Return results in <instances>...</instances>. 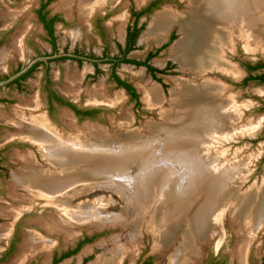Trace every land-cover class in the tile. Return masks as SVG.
<instances>
[{"label": "rangeland", "instance_id": "374dc122", "mask_svg": "<svg viewBox=\"0 0 264 264\" xmlns=\"http://www.w3.org/2000/svg\"><path fill=\"white\" fill-rule=\"evenodd\" d=\"M75 1V9L72 7L71 11L65 8L62 0H53L50 7L52 10H57L62 14H64L63 10L66 12L68 11V15L73 13V11H76L80 17V13L76 8L79 0ZM141 1L143 0H105L94 10L92 9L90 12L88 11L89 13H86V16H81L82 18L80 17L81 19H85L90 15L85 20L87 21L86 23L85 21L81 22L78 15L75 14L68 24H57V26L61 28L58 31L59 46L62 47L67 43L70 51L77 48L84 52L99 55L102 52V43L104 42L108 43L110 52L114 53L116 49L113 40L115 37L118 39L120 38L118 29L122 28L125 21L127 7L132 4L137 8L141 5ZM37 2L38 0H0V36H2V33L5 34V42L0 44V76L8 72L18 61L25 62L37 51L49 49L45 42L40 40V37L37 34V28L39 25L36 23L33 15ZM106 3L111 5L108 6ZM114 3L115 5H113ZM100 7L102 8L100 9ZM191 8L192 7H190L186 0L164 2L157 10L153 11L146 20L144 33L147 31V26H149L152 21L155 12L161 13L164 10H172L182 14L185 13V16L190 18L193 16V8ZM260 10H263V8L260 9L259 7L258 10L257 7L254 8L255 13L260 12ZM256 14L258 15V13ZM100 17L101 26L104 28L103 40L100 36V30L96 29L95 25L97 19ZM177 21L178 19L173 23V26L171 27L172 29L169 27L170 32L175 31L176 41L182 36L180 25L178 26L175 24L178 23ZM27 37H34V43H28ZM35 37L39 38L37 39ZM235 39L233 47L231 50L227 51L225 57L235 65L237 73L229 74L216 68L209 70L207 76L216 82L224 84L229 91L228 93L234 96V102L237 106H240V111L242 112V117L240 116L239 123H247L251 121L253 123L257 121V123L256 125H251L249 128H246V130L244 129L241 132L233 134L231 137L229 136V138L223 140L221 144L218 142V147L216 145L217 142H213L211 145L206 144V150H209L206 152L208 157L212 159L208 164V168L217 172H220L221 168L225 167L224 164L226 165L229 161V164L234 165L239 158L245 160V163H242L241 165V167L244 166L243 169H245L243 177L240 178L241 181H239V179L232 180L233 185L236 186V189H234L236 194L239 193V197H237L239 199L243 195L241 193H245L243 197L248 196L253 189L262 188L264 182V110H262L264 104V85H242L240 83L242 78L240 70H243L240 65V60H264V49H252L242 40ZM175 40H173L165 49H162L151 61L156 68H163L168 60L172 63L169 67V71L158 75L162 82L153 79L142 66L119 64L116 67V73L121 78L130 81L136 86L138 95L141 98L139 105L135 104L134 101L126 95L122 88H117L115 86L110 78L111 65L109 63H99L98 67L100 70L95 78L88 76L94 69L92 64L88 62L83 61L79 64L74 60H63L60 62H52L50 64L49 77L51 78L52 88L61 91L66 82V77L69 76L67 78L68 81L74 77L77 82V91L74 93L70 91L71 94H69V98L73 102L82 106H88L92 103L106 104L103 106V112H101L100 116L90 119L89 123H93L94 125H84V123L87 122L86 119H75L74 122L73 118L67 113V111L63 113L61 110H56L50 114L47 112L44 91L42 89L43 81L41 65L26 80V91L17 92L13 88H0V100H5L0 101V160L2 165V170L0 171V264H30L33 260L36 261L37 264H42V262H44L43 257H40V250L38 252H32L35 255L30 257L31 260L29 258L27 261H23L26 254L22 255L20 248L23 244L25 234L27 236L31 234L32 237L40 236L45 239V244L50 243V245H52V243H54L51 248L52 250L71 246L76 239L83 235H93V240L84 244L74 256L77 258L85 249L87 252L91 250L88 253L89 255L87 254L89 256L87 264H90L95 262L93 260H96L102 254L107 255L110 251H113L116 246L115 243L124 246L126 244L128 245V243L131 244L128 242V235L132 232L129 231L131 228L130 225L133 227L132 224L137 223L141 225L137 244H134L135 247H132V249H128L116 264H137V262L141 263L146 257H150L151 259L149 264H169L170 255L180 243L183 242V233L189 229V222L187 220L190 207H187L186 213L183 215L179 226L175 228V232L168 233L165 236V240L162 242L163 245H159L155 236H153L150 230L146 229V220L149 219V215L145 213L144 217L139 218L138 216V213L145 212V210L143 209L139 212V202L135 201H138L137 197L146 193L144 188L141 189V185L147 181V178L145 177L147 176L146 172H148V170L146 172L145 170L144 172H139V165H137L139 163L137 160H133L130 162L131 164H126L125 172L114 169L110 172L100 173V175L96 176H94L95 174H91L92 178L91 176L86 177V180L71 179L72 182L69 185L68 194L66 193V195H64L67 196L65 206L69 205L71 210L82 211L81 213L82 216L85 217V221L82 220L83 223H73L74 221L71 218V220L69 218L68 220L66 219L67 217L63 216L62 212H59L62 210L58 207L57 209L55 208L56 211L55 209H52L53 213L51 212L57 223L59 221L58 227L57 225L56 227L54 225L52 232L49 231V234H55L60 228H62L63 221L59 219L61 216L64 220L69 221V225L65 226V229H68L67 238H64L62 235L57 236V234L52 237L45 236L44 232L39 229L41 225H39L38 221L40 218H46V216L49 217L48 211L51 210L49 207L50 205L46 203L43 198H36V196H34L31 197V199L26 198L23 200L18 193L15 194L12 185V175L14 172L20 170L21 164L24 163L17 157V153L19 152L33 151L37 157L38 165L41 164L43 168L46 167L45 163H42L41 159L37 156L38 152L35 147L18 135L21 128H19L18 124L14 121L19 118L16 113L28 114V116L30 114L45 115L57 128L69 131L68 128L71 126V129L73 127L72 132L80 133L82 136L85 135V139L89 140V144H91V142L93 143L91 148H99L101 151L106 149V152L110 154H115L113 150L108 149L111 146L121 147L122 151H124L125 148L129 147V144L132 145L136 142L138 143L140 140L148 141L150 144L152 143L153 147L151 151H156L151 153L159 152L161 156V159L158 163L156 162V165L161 166V168L163 167L164 172L170 174V177L163 178L162 186L158 187L161 189L157 192L158 194H155L153 189L150 191L154 193L147 192L148 194H146L152 196L155 194L156 197L158 195V199H161V191L167 190L169 196L174 195L177 198L182 197L183 195H179V192L183 191L182 188H184V186H191V184H187L192 178L191 176L187 177L188 175L184 173L183 167L181 166L182 163L168 159L164 160L161 154V144L163 141L169 140L165 134L164 127L171 126V128H173L175 126L171 120L169 121L162 115L161 110L166 107L165 111L169 110V113L173 114L176 112V109L172 107L170 103L175 79L181 78L184 80H194L197 76L194 70H182L180 63L170 55L169 49H171ZM154 41H141L139 39L136 48L129 53L128 56L134 59H142L147 50L155 48L156 41ZM59 72H61L60 79L58 78ZM75 72H78L77 74L80 75V88L78 86L79 77L78 75H75ZM145 83H149V85L156 84L161 90L164 100L162 101V106L160 108L155 105H148L143 101V93L140 85ZM69 84H71L70 81ZM69 84L66 85V88ZM96 86H101L105 95L109 99H115V95L118 93L120 98L115 99L113 102L111 101L112 103H102L98 100V102L96 100L93 101L89 94ZM85 87L90 89L82 91ZM95 124L101 127H97ZM82 125L84 126L82 127ZM118 126H121L123 129L127 126L129 132L126 131L125 133H119V135H113L112 133L115 129H118ZM102 127L106 128L108 130L107 132L111 135L107 134L105 130H102ZM255 128L257 130L254 135H251L249 131ZM211 151H213V154ZM215 151L218 152L215 153ZM221 151L223 154H220ZM148 154L149 153L147 152V155ZM155 158H158L157 155ZM189 166L191 167L190 164ZM159 179L161 182L162 178L159 177ZM122 180L125 183L121 182ZM194 181L195 179L193 182ZM126 182L128 188H124ZM160 182L157 183L159 186ZM117 184H122V187ZM198 184L201 185L200 187H204V184ZM230 189H232V187ZM135 190L136 193L134 192ZM201 192L205 193L204 191ZM203 193H200L201 195L199 194L198 198L196 197L197 199L195 202L192 203V210L200 207L199 205L202 203V199L205 200L206 194ZM236 194L231 196H236ZM223 195L224 199L221 203L224 205H219L220 207L217 208L210 217L211 221L207 229L210 230V233L212 232V235H210V238L208 237V241H197L199 238L192 235V244H197V249L195 250L196 256L193 257L195 260H192L191 264H241L236 248L242 243L248 245L246 248L247 252H245V264H264V224L259 226L257 221L253 223L256 218V213L252 214V212H255L254 209L251 210L250 214H247V217L244 216L243 218L241 217L243 216L241 214L245 208L238 206L237 217L236 215H233V212H230L231 209L227 210L225 208L226 204L231 199V196ZM188 196H190V194ZM238 199H235L233 203L235 204ZM184 200H182V202H184ZM246 205L247 207L250 206V204ZM84 213L88 215H84ZM89 214H91L90 219ZM231 217L240 219L237 221L239 222V225L236 224V228L239 227L240 230L246 231V233L242 231L239 232V235L231 228L232 226L229 222ZM248 219L253 221L249 222ZM217 223L218 228L217 230H214L216 227L215 224ZM256 224L258 226H256ZM244 228H246V230H244ZM220 233L222 235L221 237L219 235ZM13 243L16 246L14 245L12 250L7 251L9 246ZM190 252L191 251H188V253ZM4 254L6 257L1 261V258L3 257L2 255ZM186 258L188 259V257ZM187 259H185L186 263L189 261Z\"/></svg>", "mask_w": 264, "mask_h": 264}, {"label": "bare ground", "instance_id": "6f19581e", "mask_svg": "<svg viewBox=\"0 0 264 264\" xmlns=\"http://www.w3.org/2000/svg\"><path fill=\"white\" fill-rule=\"evenodd\" d=\"M104 1L105 0H79L76 8L80 13V17L86 16V13H89L92 9L94 10ZM186 1L190 7L193 8L192 17L189 16L190 18H187L185 13H176L172 10H164L161 13L156 12L147 31L142 35V38L145 40L154 39L156 42H160L163 40L169 27L178 19L177 22L180 25L182 36L171 46L170 55L180 63L182 70H194L197 78L194 80H184L181 78L174 80L170 103L171 106L176 109V112H174V114L169 113L170 111H165L166 107H163L164 109L161 108V113L166 119L169 121L171 120L175 126L173 128H171V126L164 127L165 134L169 140H165L161 144V154L164 160L168 159L182 163L181 166L183 167L184 173L188 175L187 177L191 176L192 178L187 184H191V186H184V188H182L183 191L179 192V195H183L182 197L177 198L174 195L169 196L167 190L161 191V199H158V195L156 197L155 194L161 190L158 187L162 186V181L170 177V174L164 172L163 167L161 168V166L156 165V162H159L161 156L159 152L151 153L156 150L151 151L153 145L148 141L140 140L138 143L129 144V147L125 148L124 151H122L121 147L111 146L108 149L113 150L115 154H110L106 152V149L101 151L99 148H91L93 143L90 141L91 144H89V140L85 139V135L82 136L80 133L72 132L73 127L71 129V126L68 128L69 131L66 129V131H64L54 126L45 115L30 114L28 116V114L16 113L19 118L14 121L18 124L19 128H21L18 135L35 147L38 152L37 156L41 159L42 163H45L47 168H43L41 164L38 165L37 157L33 151L17 153V157L24 163L21 164L20 170L14 172L12 175L13 191L15 194L18 193L23 200L26 198L31 199V197L36 196V198H43L44 201L50 205L49 207L51 210L49 209L50 211H48L49 217L40 218L38 221L39 225L46 228L48 231L52 232L54 225L58 227L59 221L57 223L52 215V209H57L58 207L62 210L59 212H62L63 216L67 217L66 219L71 218L74 221H72L73 223H79L82 222V220L85 221V217H83L81 213L82 211L71 210L69 205L65 206L67 196L64 195L68 192L72 178L86 180V177L91 176L92 178L94 174V176H96L114 169L125 172V165H128V163L133 160H137L139 163L137 164L139 165V172H144V170L146 172L148 170V172H146L147 176L145 177L147 181L141 185V189L144 188L146 193L155 192V196L145 193L137 197L138 201L135 202H139V212L140 210H145V212L138 213V216L139 218L144 217L145 213L149 215V219L146 220V229L150 230L153 236H155L159 245L162 244L168 233L175 232V228L179 226L183 215L186 213L187 207H190V210L188 209L189 217L187 220L189 222V229L183 233V242L180 243L170 255L169 264H191V261L195 260L193 257L196 256L195 250L197 249V244H192V235L199 238L197 241H207L208 236L212 234V232L210 233V230L207 229L211 221L210 217L214 211L220 207L219 205L222 204L221 202L224 199L223 194L227 196L236 194L234 190L236 186L233 185L232 180L239 179V181H241L240 178L243 177L245 171V169H243L244 166L241 167V165L245 163V160L239 158L234 165L229 164L230 161L228 160L229 162L226 163V165L224 164L225 167L221 168L219 166L221 168L220 172L211 170L208 168V164L212 159L207 155L209 150H206V144L211 145V143L217 142L216 145L218 147V142L221 144L223 140L229 138V136L231 137L237 132H241L244 129L246 130V128H249L251 125H256L257 121H255V123L252 121L239 123L242 112L240 111V106L235 104V100L233 99L234 96L228 93L229 91L224 84L210 79L207 74L209 70L216 68L229 74L237 73L235 65L225 57L227 51L231 50L233 47L236 40L235 38L242 40L252 49H264V1ZM62 3L67 10L71 11L72 7L75 9V0H62ZM255 7H257V10L259 7L260 9L263 8V10L256 12L258 13L257 15L254 12ZM69 81L71 84L67 86L68 91L72 93L76 92V79L73 77ZM140 88L143 93V101L146 104L155 105L159 108L162 106V101L164 99L161 90L156 84L149 85V83H145L140 85ZM118 94L115 95V99L120 98ZM89 96L93 101L98 100L102 103L115 101V99H109L105 95L101 86L94 87L90 91ZM84 125H89V123ZM84 125H82V127ZM128 130L129 128H127V126H125L124 129L118 126V129H115L112 134L119 135L121 132H129ZM105 132L109 134L107 131ZM147 152L149 153L148 155ZM211 152L213 154V151ZM217 152L218 151H215V153ZM220 154H223L222 151ZM156 155L158 158H155ZM158 176L162 178L161 182ZM122 179L125 180L124 178ZM194 179L195 181L193 182ZM123 180L121 182H123ZM159 182L160 186L157 184ZM198 183L204 184V187H200L201 185ZM119 185L122 187V184ZM125 185L124 188H128L127 182ZM231 187L232 189H230ZM152 189L154 192L150 191ZM134 192L136 193V190ZM188 193L190 196H188ZM200 193L206 194L205 200H200L202 202L199 205L200 207L192 210V203L195 202ZM249 194L248 196H242L243 198L240 197L241 199L237 198L239 197V193H237L236 196H231L225 208L227 210L231 209L230 212H233L232 214L237 217V207H244L245 209L241 214L243 218L244 216L247 217V214H250L251 210L254 209L255 212H252V214L256 213V218L254 221L248 219L249 222L253 221V223H255L257 221L259 226L263 225L264 182L262 188L253 189ZM235 199L238 200L234 204L233 201ZM182 200H184V202H182ZM246 204H250V206L247 207ZM85 214L86 213H84V215ZM90 215L91 214H89V216ZM236 217H231L229 222L231 223V228L240 235L239 232H242V230H240L239 227H237L239 229L236 228V224L239 225L237 221L240 219ZM61 218L60 220L62 221ZM90 218L91 216L89 219ZM64 221L66 225H69V221ZM132 225L134 228L130 225L131 228L129 231L132 232L128 235V242L131 244L128 243V245L126 244L124 246L115 243L116 246L113 251H110L107 255L102 254L92 264H116L128 249L135 247L138 242L141 225L139 223ZM258 225L256 224V226ZM215 226L214 230H217L218 223L215 224ZM219 235L220 237L222 236L221 233ZM45 243V239L40 236L32 237L30 234L26 238L27 250L25 252L32 253L40 250V253H47L49 245ZM247 247V244L244 245V243H242L236 248L241 264H245L244 259ZM188 251L191 252L188 253ZM185 254L188 259L185 257ZM185 259L189 261L186 263Z\"/></svg>", "mask_w": 264, "mask_h": 264}, {"label": "flooded vegetation", "instance_id": "af4514ba", "mask_svg": "<svg viewBox=\"0 0 264 264\" xmlns=\"http://www.w3.org/2000/svg\"><path fill=\"white\" fill-rule=\"evenodd\" d=\"M10 1H15V0H10ZM52 1L53 0H38L37 5L35 6L34 11H33L35 21L39 25V27L37 28L38 29L37 34L39 35L40 40L45 42V44L49 47V49H46L43 51H37L32 57H30L25 62L18 61L16 65H14L11 69H9L8 72L0 76V80H5L9 78L12 74L19 71L21 68L26 66L29 62H31L34 59H37L39 57H44V59L36 60L26 72H24L22 75H20L16 79L0 86V88H6V89L13 88L17 92L26 91L27 90L26 80L41 65L42 66V81H43L42 89L44 91V98L46 102L47 112L50 114L56 110L57 111L61 110L63 113L67 111L68 114L72 113L75 116L76 120L77 119L85 120V119L97 118L98 116H100L101 112H103V106L106 104H93L92 103V104H89L88 106H82V105H78L77 103L73 102L69 98V94L71 93L66 88V85L69 84V81L67 79L69 76L66 77V82L61 91L55 90L54 88H52L51 78L49 77L50 64L52 62H60L63 60H74L79 64H81L83 61L91 63L94 68L93 72H91V74L88 75L91 78H95L97 74L99 73V70H100L98 67L99 63H109L111 65V73H110L111 80L114 82L117 88H122V90L126 93V95H128L130 99L133 100L134 103L137 105H139V101L141 99L138 95V90L136 86L133 85L130 81L121 78L116 73V67L119 64H130V65L142 66L143 68H145V70L150 74V76L153 79L159 82H162V80L159 78L158 75L169 71V67L172 65V63L168 60L165 63L163 68H156L151 63V61L154 57H156L159 54V52L162 49H165L173 40H175V31L170 32L169 30L173 25L168 29L169 33L168 31L166 32L163 40H161L160 42H156L154 49L147 50V52L145 53L142 59L130 58L128 55L136 48V44L139 39L141 41L142 40L149 41V42L154 41V40H144L142 38V35L146 28L145 22L148 19V17L151 15V13L157 10L161 6V4H163L166 1H172V0H149L146 4L140 5L137 8L134 7L132 4H130L127 7V11L125 13V21L122 25V28L118 29L120 33V38L118 39L115 37L113 40L116 51L114 53H111L108 43H104L102 41L103 42L102 52L99 55L94 54V53L84 52V51L78 50L77 48L72 49V51H70L67 43H65V45H63L62 47L59 46L58 31L61 28L57 26V24H60V23L68 24V22L74 17V15L75 14L78 15V13L76 11H73L72 15L71 14L68 15L67 12L63 9L62 10L64 11L63 12L64 14H62L61 12L57 10L54 11L50 7ZM106 5L110 6L111 4L106 3ZM113 5H115V3ZM101 8L102 7H100V9ZM176 13H180V12H176ZM78 18L81 20V22L87 19V18L81 19L79 15H78ZM86 22L87 21H85V23ZM175 24L179 26L178 23H175ZM95 25H96V29L100 30V36L103 40L104 28L101 26V17L97 19ZM1 35L2 36H0V44L5 42V34L2 33ZM39 37H35V38L38 39ZM33 38L34 37L32 38L27 37L28 43H34ZM240 65L242 66V69H243V70H240V75H242L240 83L242 85H246V84L264 85V82L258 81L256 79V76L264 73V60H254V61L240 60ZM258 65L260 67H257ZM251 67H254V68L250 70L249 68ZM150 68H153V69H150ZM77 73L78 72H75L76 76L78 75ZM78 77H79V81H78V86H79L80 75H78ZM58 78L59 79L61 78V72H59ZM118 80L124 81L125 83L130 85L134 89V92L137 94V98L135 99L133 97V94L129 90H127L126 87L120 85L118 83ZM88 89L90 88L85 87L84 89H82V91H85V90L87 91ZM0 101H5V100L1 99ZM262 110H264V104L262 106ZM1 167L2 165H1V160H0V171L2 170ZM61 219L63 221V225L61 226L62 228H60L55 234H57V236L62 235L64 236V238H67L68 229L67 228L65 229V226H66L65 221L63 218ZM39 229L42 232H44L45 236H51V237L55 236V234L53 233L49 234L48 233L49 231L42 226ZM244 230H246V228H244ZM244 233H246V231H244ZM208 237L210 238V236ZM26 238H27V235L25 234L23 244L21 245V248H20L21 254L22 255L26 254L23 258L24 259L23 261H27V259L35 255L30 252L29 253L25 252V250H27L26 249ZM93 238H94L93 235H83L79 237L78 239H76L74 244H72L71 246H67L65 248H61L58 250H55V249L52 250L51 248L54 243H52V245H50L49 243L47 253L45 254L40 253L41 254L40 257L41 258L43 257L44 259V262H42V264H87V261L89 260L88 253L91 250L87 252L85 249L84 252H82L77 258L74 256L84 244L92 241ZM209 238H207V241ZM14 245H15L14 243L11 244L7 251L12 250ZM83 254H86V255H83ZM2 256L3 257L1 258V261L5 259L6 255L4 254ZM150 260H151L150 257H146L141 263L137 262V264H149ZM30 264H37V262L33 260L30 262Z\"/></svg>", "mask_w": 264, "mask_h": 264}, {"label": "water", "instance_id": "95a60500", "mask_svg": "<svg viewBox=\"0 0 264 264\" xmlns=\"http://www.w3.org/2000/svg\"><path fill=\"white\" fill-rule=\"evenodd\" d=\"M148 2V0H143V1H141V5H144V4H146ZM38 59H44V57H39V58H37V59H34V60H32L31 62H29L26 66H24L23 68H21L19 71H17L16 73H14V74H12L9 78H7V79H5V80H0V86H2V85H4V84H6V83H8V82H10V81H12V80H14V79H16L17 77H19L20 75H22L24 72H26L29 68H30V66L36 61V60H38ZM70 116L73 118V120H74V122H75V116L71 113L70 114ZM87 120V122H85L84 124H86V123H89V121H90V119H86ZM89 124H91V123H89ZM93 124V123H92ZM96 126H97V124H95ZM98 127H101V126H98ZM103 128V130H105V131H108L106 128H104V127H102ZM257 129H253V130H250L249 131V133L251 134V135H254V133H255V131H256ZM244 195V194H243ZM242 195V196H243ZM242 196H241V198H242ZM240 198V199H241Z\"/></svg>", "mask_w": 264, "mask_h": 264}, {"label": "trees", "instance_id": "16d2710c", "mask_svg": "<svg viewBox=\"0 0 264 264\" xmlns=\"http://www.w3.org/2000/svg\"><path fill=\"white\" fill-rule=\"evenodd\" d=\"M257 67H260V66L258 65ZM253 68H254V67H251V68H249V69L251 70V69H253ZM150 69H153V68H150ZM250 70H249V71H250ZM256 79H257L258 81H262V82H264V73L261 74V75L256 76ZM118 83H119L120 85L126 87V89L129 90V91L133 94V97H134L135 99L137 98V94L134 92V89H133L130 85H128L127 83H125L124 81H121V80H118ZM137 103H138V102H137Z\"/></svg>", "mask_w": 264, "mask_h": 264}]
</instances>
